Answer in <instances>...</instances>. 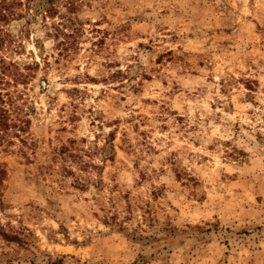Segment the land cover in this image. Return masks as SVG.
Here are the masks:
<instances>
[{
    "label": "rangeland",
    "instance_id": "1",
    "mask_svg": "<svg viewBox=\"0 0 264 264\" xmlns=\"http://www.w3.org/2000/svg\"><path fill=\"white\" fill-rule=\"evenodd\" d=\"M49 13L0 26V264H264V0Z\"/></svg>",
    "mask_w": 264,
    "mask_h": 264
},
{
    "label": "trees",
    "instance_id": "2",
    "mask_svg": "<svg viewBox=\"0 0 264 264\" xmlns=\"http://www.w3.org/2000/svg\"><path fill=\"white\" fill-rule=\"evenodd\" d=\"M57 0H0V26L9 25L12 21L22 18L34 19L36 16L46 18ZM24 9V14L18 11ZM0 29V48L6 44L4 34ZM7 47V46H6Z\"/></svg>",
    "mask_w": 264,
    "mask_h": 264
}]
</instances>
